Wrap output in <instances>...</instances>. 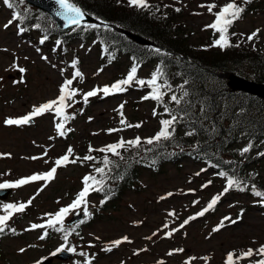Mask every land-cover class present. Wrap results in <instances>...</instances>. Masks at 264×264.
Returning a JSON list of instances; mask_svg holds the SVG:
<instances>
[{"label": "rangeland", "instance_id": "1", "mask_svg": "<svg viewBox=\"0 0 264 264\" xmlns=\"http://www.w3.org/2000/svg\"><path fill=\"white\" fill-rule=\"evenodd\" d=\"M125 1L128 3V0ZM228 2L229 0H151L148 4L160 5L163 13L170 10L175 12L177 16L172 20L176 19V25L185 30L184 43L193 47L212 48L211 45L219 34L214 35V30L206 29L205 25L211 24L215 16L200 5L215 3L217 8L213 11L217 12L220 6ZM236 3L241 4L242 0H236ZM177 8L180 11H176ZM159 11L155 12L158 14ZM11 18L12 11L0 0V154H10L0 156V183L15 182L33 174L46 173L54 166V161L66 153L69 146L74 150L72 158L78 156L81 160L58 168L55 178L39 195L36 193L44 184L43 181L10 189L6 197L0 198V215H4L3 204L26 203L35 197L23 213L14 214L8 221L9 229L14 228L15 234L9 229L0 234V264H41L40 260L46 257L52 259L49 264H87L89 260L91 264H185L190 257H196L191 264H226L229 252L239 256L249 248L258 249L260 245H264V203L251 191V185L255 184L257 191L264 192V155H259L264 153V146L261 149L253 147L246 157L241 158L243 160L252 156L245 164L247 173L237 177L247 185L246 190L232 189L225 193L213 210L190 220L183 228H179V225L196 216L214 196L223 191L226 178L217 175L219 171L209 167L206 162L192 160L184 154L177 153L179 157L175 158V162H161L159 160L165 156L158 158L148 155V151L143 148H137L129 156L130 160L139 159L147 165L141 166L136 187L124 189L113 206L105 203L102 207L103 200L94 196L96 192H91L87 200L88 210L92 215L87 218L83 216V223L79 220L71 226L74 230L67 241L64 240L63 232L51 228L26 231L32 224L45 223L49 219L46 213L54 214L61 207L71 204L82 190L83 177L91 170L94 171L105 155L99 151H89V146L99 149L116 143L121 138L128 141L140 137L141 142L145 141L160 131V121L168 119V115L157 107L154 100L142 99L150 89L135 82L127 86L124 92L108 96L99 93L90 97L85 104V93L106 85L111 86L126 78L133 64L122 56L117 63L106 64L95 42L72 41L64 46L65 54L58 55L55 45L39 43L35 32L34 37L26 31L20 33L17 22L5 28L4 25ZM256 29L261 30L258 37L248 42L247 35ZM232 32L237 35L231 36ZM240 33L245 35L242 37ZM229 35L230 38H240L249 49H264V0H252L245 5L242 19L234 23ZM42 57H47V60ZM74 60L79 61L77 68L83 73V79H75L71 86L78 90V94L69 102L72 107L66 110L68 115L74 114V119L65 122L64 136L58 134L56 124L61 120L55 116L54 111L35 117L27 125L5 124L8 118L23 117L34 106L56 99L64 81L73 77L76 69L71 64ZM18 67L26 71L20 73ZM155 70L153 64L138 66L137 78L148 80ZM253 70L254 68H245L247 74L242 73L241 76L253 79ZM229 72H224V75L227 76ZM168 83L172 86V91L164 98H170L176 91V83ZM121 104L124 105L123 118L127 124H139L140 127L121 124L122 117L118 111ZM154 109L158 113L155 116ZM109 129L117 131L109 132ZM244 147L246 145L243 143L234 148L241 155ZM127 149L125 153L132 150L130 146ZM46 150L45 156L43 154ZM175 151L176 149H168L167 153ZM85 155L94 156L96 161H83ZM33 156L41 158L33 160ZM208 181L211 183L208 184ZM205 184L207 187H202ZM168 193L172 195L168 196ZM76 211L83 213L82 208ZM72 214L66 218L65 226ZM225 217L240 219L232 224L224 220ZM222 220L224 227L214 232L213 229ZM165 224L168 225L167 228L164 227ZM173 229L179 230L174 231L171 237L165 235ZM45 231L48 235L45 239H40ZM125 236L131 243L113 246V241ZM58 245H63L66 251L68 247L75 248L71 252L72 257L63 261L50 255ZM108 247L112 251L103 250ZM21 248L25 249L23 253L19 251ZM141 249L146 250L140 251ZM175 249L184 251L168 255L169 251ZM137 252L138 254H134ZM204 257L208 259L205 260ZM261 258L264 257L254 255L239 260L236 264H253Z\"/></svg>", "mask_w": 264, "mask_h": 264}, {"label": "trees", "instance_id": "2", "mask_svg": "<svg viewBox=\"0 0 264 264\" xmlns=\"http://www.w3.org/2000/svg\"><path fill=\"white\" fill-rule=\"evenodd\" d=\"M75 2L100 20L149 38L157 47L137 44L114 28L104 30L99 27L93 30L81 27L68 33L55 28L42 15L34 13L29 14L22 25L31 27L39 24L38 31L62 40L76 35L81 39L95 36L99 43L104 44L105 56L124 52L139 62L157 58V64L164 69L165 76L180 82L181 95V85L189 92L180 105L175 106V103L164 100L168 108L182 117V130L176 132L172 140L152 145L141 142L139 147L153 155H164L171 147L191 150L196 160L208 163L219 172L224 171L235 177L246 174V162L241 158L246 157L247 153L239 156L234 147L241 143H264V99L242 91H231L221 73L233 71L247 74L245 68H254L251 72L253 78L264 82V51L249 49L240 38H231V43L239 44L238 47L224 50L219 47H193L184 43L185 30L176 25V19L172 20L177 15L171 11L153 15L145 9L129 6L125 0ZM188 132L192 135H186ZM121 152L124 160L108 154L110 159L119 164V168L114 167L108 173L105 191L100 193L105 198L107 195L109 201L118 195L120 188L131 186L138 173V168L129 158L134 150ZM99 164L103 166L102 160Z\"/></svg>", "mask_w": 264, "mask_h": 264}, {"label": "snow or ice", "instance_id": "3", "mask_svg": "<svg viewBox=\"0 0 264 264\" xmlns=\"http://www.w3.org/2000/svg\"><path fill=\"white\" fill-rule=\"evenodd\" d=\"M252 0H242L241 4H237L236 0H229V2L223 6H220V10L217 12H214L213 10L217 8V5L215 3L208 4V5H200V7H206L208 12L213 14L215 16V20L211 24L205 25V28H211L214 30V35L216 33L219 34L218 38L213 41L212 47H219L222 50L227 49L229 47L236 46L238 47L239 44L233 45L231 43V38L229 35L230 28L234 25V23L240 19H242V14L245 12V5L250 4ZM55 3L59 6V10L56 12V15L60 17L64 21L65 27H72L74 26V29L83 27L85 29L87 28H98L100 25L97 24H85V17L88 15L84 9H82L81 6L78 5V3L75 2V0H55ZM3 4L10 10H12V18L4 25L5 28H8L9 25H11L14 22H19V24H23L26 19L29 18V13L27 8H25L23 11L19 10L20 5L25 4V0H3ZM129 6H134L141 9H147L150 7L147 0H128ZM176 11H180L179 8L176 9ZM103 23V22H102ZM19 32L22 33L26 31L25 28L19 27ZM34 27L39 28L40 25L36 24ZM104 27L107 28L108 25L104 24ZM260 29H256L251 34H248L246 39L248 42H252L255 38L258 37L260 33ZM237 33L232 32L231 36H236ZM240 36H244L245 34L240 33ZM48 37L44 36L41 40V43L44 42ZM60 42L57 41V44ZM155 51L159 52V49H156ZM43 59L47 60V57H42ZM79 61L74 60L71 64V67L73 69H76L73 73L72 79H67L64 81V83L61 85L59 89V95L56 99L49 100L39 106H34L33 110L26 114L23 117L20 118H8L5 120L6 125H27L30 124L35 117L44 115L45 113L53 112L55 113V116L60 118L61 122L56 124V128L58 131V134L60 136L65 135V122L74 119L73 115H68L66 113L67 108L72 107V103H69L70 101L74 100V97L78 94V90L75 88H72L73 81L77 78H80L82 81L83 79V73L79 71L77 68ZM55 67V65H53ZM18 71L20 73H24L26 70L22 67H18ZM63 69L61 70V73L63 74ZM137 72H138V64L134 63L131 69L128 72V75L126 78L114 82L111 86H104L103 88H97L93 89L91 91H88L83 95V101L85 104L88 103V100L90 97L97 96L99 93H103L104 96L121 93L127 90V86H130L133 82L138 84L141 87H148L150 89V92L142 97V99H152L157 102L158 105H164V113L167 114L170 118L168 119H162L160 121L161 129L159 132L156 133L154 137L147 138L144 142L148 145H152L154 143H160L161 141H169L172 140L175 134V124L179 123L180 119L182 117H179L175 114H173V111L169 109L165 103H164V97L168 94V92L172 91V86L168 83L164 69L157 66L156 70L153 71L151 74V78L148 80L145 79H139L137 78ZM161 81H163L161 83ZM15 83V82H14ZM185 84H187V81H185ZM182 95L177 96L176 94H172L170 96V101L175 103L176 105H180L182 100H184L185 97L189 95V92L184 90L183 85H181ZM123 107L124 105L121 104L119 106V114L122 117L121 124H124L126 127H140L139 124L137 125H130L127 124V121L123 118ZM203 111V109H201ZM158 113L156 110H153V115H157ZM91 119V118H90ZM70 131V129H69ZM109 132L117 131V129H109ZM186 135H192L191 132L186 133ZM50 139H52L50 137ZM141 145V138L136 137L133 140L125 141L123 138H121L118 142L106 145L104 147H101L99 149H93L91 146H89V151H99L101 153H105L103 157L102 167H95V172L100 177L99 179L97 176H94L92 174L85 175L83 177L82 183L83 188L82 190L77 194L76 198L73 200V202L65 207H61L56 213H46L45 215L49 217V219L45 223L41 224H32L30 228L26 229V231L36 230V229H54L56 231H60L64 233V240L67 241L69 238V235H71L72 230H74L71 226L66 227L65 226V220L66 218L72 214L75 213L79 215V212L76 211L78 209L83 210L84 217H90L92 214L88 210V200L87 198L91 194V192H103L106 188V177L108 176V173L112 171V169L119 168V164L110 159L109 153L112 156L118 157L120 160H124L125 157L122 155L121 149L127 151V146L136 147L138 148ZM253 146L249 144L248 146L244 147L241 151V154L248 153ZM151 149H149L150 151ZM74 150L71 146L68 147L66 153L56 159L54 161V166L47 171L46 173H37L33 174L28 177L20 178L19 180L15 182H6V183H0V189H9V188H18L24 185H27L29 183L43 181L44 184L37 190L36 195H39L41 191L45 187H47V184L52 181L57 173L58 168L60 167H66L68 164H76L79 160H81L80 157H73ZM10 154H0V156H5ZM43 155H47V150L44 152ZM259 155H264V153H259ZM41 157L33 156L31 159L36 160L40 159ZM83 161H96V158L92 155H85L82 158ZM47 163V161H45ZM203 171V170H202ZM199 175V173H197ZM220 177L226 178V185L223 189V191L216 196L213 197V199L208 203V205L199 213L196 214V216L190 217L189 219L185 220L182 224L179 225V228H183L186 224L189 223L190 220H195L197 217H202L205 215V213L209 212L210 210H213L216 206V204L220 201L221 197L229 192L232 189H236L239 191H245L247 185L244 184L241 180L237 179L234 175H229L227 172L221 171L217 173ZM208 184L211 183V181L207 182ZM243 185V186H242ZM202 187H207V184L202 185ZM111 191L110 189L108 190ZM251 191L253 195L261 198V203H264V192L257 191L256 185H251ZM168 196H171L172 193H168ZM108 196L106 195V199ZM165 197H161V199H164ZM33 199L35 197L30 198L26 203H6L2 205V209L4 211V215H0V234L4 233L6 229H9L8 221L11 220L14 216V214L23 213L27 207H29L32 204ZM105 201H101V204L105 203ZM198 201H194V203H197ZM169 215H175V213H169ZM240 217H237L236 220H233L231 217H225L224 220H228L230 223L235 224L238 222ZM84 221H80V223H83ZM59 225V227H57ZM165 228L168 227L167 224L164 225ZM224 227L223 220L221 221V224L214 228L213 231H219L220 228ZM13 234H15L16 230L14 228L9 229ZM179 229H173L172 231H169L165 233L166 236L171 237L173 235L174 231H178ZM48 235L47 231H45L41 236L40 239H45ZM153 235H156V233H153ZM99 239V237H97ZM148 239H151V237H148ZM127 242L131 243L129 238L127 236L123 237L122 239H118L112 242L114 247H118L120 244ZM63 246L61 248H58L57 251H63ZM104 251H112L111 247L103 249ZM146 249H141L140 251H145ZM21 253L25 251L24 248L19 249ZM67 251L74 252L75 248L68 247ZM183 249H175L169 251L168 255H173L176 252H183ZM134 254H138L134 253ZM81 255H84V253H81ZM254 255H258L260 257H264V245H260L258 249H251L249 248L247 251H243L240 253L239 256H236L234 252H229L226 256V264H236L237 261L242 259L251 258ZM235 257V259H234ZM196 257H190L187 261H185V264H191L193 260H195ZM203 259L207 260V257H204ZM87 264H91V261H87ZM158 264H163V262H158ZM253 264H264V258L258 259L253 262Z\"/></svg>", "mask_w": 264, "mask_h": 264}, {"label": "water", "instance_id": "4", "mask_svg": "<svg viewBox=\"0 0 264 264\" xmlns=\"http://www.w3.org/2000/svg\"><path fill=\"white\" fill-rule=\"evenodd\" d=\"M29 1L32 2V3H34V4H36V5H38V6H40V7H43L45 9H47L50 12V14L53 17H55L58 25L64 26V21L60 17H58L56 15V13H55L56 11H55L54 8L56 6L59 7L55 3V0H29ZM85 19H90V17L87 15L85 17ZM132 36H133V38H138L139 40H142L137 35H132ZM229 77H230L229 84H230V86L233 89H242L244 91H248V92L257 94V95H259L261 97H264V84L263 83L246 80L244 78H240V77L235 76V75H229ZM64 257H66V256H64Z\"/></svg>", "mask_w": 264, "mask_h": 264}]
</instances>
